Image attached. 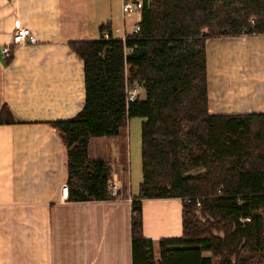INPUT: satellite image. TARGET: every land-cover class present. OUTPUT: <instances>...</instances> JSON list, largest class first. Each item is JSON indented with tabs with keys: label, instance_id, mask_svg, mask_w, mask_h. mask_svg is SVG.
I'll return each instance as SVG.
<instances>
[{
	"label": "trees",
	"instance_id": "trees-1",
	"mask_svg": "<svg viewBox=\"0 0 264 264\" xmlns=\"http://www.w3.org/2000/svg\"><path fill=\"white\" fill-rule=\"evenodd\" d=\"M143 5L140 33L123 40L106 24L108 38L71 43L84 60L86 101L73 118L53 123L68 149L69 200L113 199L112 165L90 158V140L118 135L130 117L141 116L144 178L132 200L133 264H264V112L211 113L206 54L212 36L264 33V0ZM127 68L144 90L129 104ZM9 121L5 106L0 123ZM196 168L203 170L189 173ZM177 196L183 232L160 239L157 257L144 233L142 200Z\"/></svg>",
	"mask_w": 264,
	"mask_h": 264
},
{
	"label": "crops",
	"instance_id": "crops-1",
	"mask_svg": "<svg viewBox=\"0 0 264 264\" xmlns=\"http://www.w3.org/2000/svg\"><path fill=\"white\" fill-rule=\"evenodd\" d=\"M121 5L0 0V112L9 106L13 118L0 123V264H133L132 200L144 178L133 169L139 147L133 157L130 145L125 170L107 144L116 135L92 137L89 155L109 160L119 197L62 200L68 149L53 124L73 118L86 101L84 60L71 43L99 39L106 24L113 36H129L143 19L142 13L124 19ZM16 18L37 40L16 46L9 61L3 47ZM206 54L210 112H264V33L212 36ZM142 208L147 237L158 242L182 235V198H147Z\"/></svg>",
	"mask_w": 264,
	"mask_h": 264
},
{
	"label": "built area",
	"instance_id": "built-area-1",
	"mask_svg": "<svg viewBox=\"0 0 264 264\" xmlns=\"http://www.w3.org/2000/svg\"><path fill=\"white\" fill-rule=\"evenodd\" d=\"M122 2V14L123 18L126 19L129 16H131L134 13H142L143 7H144V1L143 0H121ZM254 20H252L253 22ZM141 21H138L134 24V31L133 33H140L141 31ZM14 29L12 33L11 40L9 43L3 47V53L7 57H11L13 55L14 48L19 45H24L28 43H34L36 42V36L31 30L30 27L25 26L20 18H16L14 21ZM109 32L104 33L105 37H109ZM128 36H124L122 39L125 40ZM126 53H128L126 51ZM128 69V68H127ZM127 69L124 72V89H125V94H126V100L127 103L129 104L130 102L134 101L137 99L139 95H142L141 89L137 84H132L129 79V75L127 74ZM118 182L111 178L108 181V186L110 193L113 197V199L119 197V188ZM70 197V189L67 183H64L61 187V198L62 200H69ZM249 220V218L247 219Z\"/></svg>",
	"mask_w": 264,
	"mask_h": 264
},
{
	"label": "rangeland",
	"instance_id": "rangeland-1",
	"mask_svg": "<svg viewBox=\"0 0 264 264\" xmlns=\"http://www.w3.org/2000/svg\"><path fill=\"white\" fill-rule=\"evenodd\" d=\"M236 8V7H235ZM129 31H130V27ZM218 28L214 27L210 30H205V33L207 35H212V33L214 34L215 32H217ZM117 34V33H116ZM119 35V34H117ZM128 69H127V74H128ZM129 75V74H128ZM141 93L144 96V90L141 89ZM141 95V96H142ZM131 120V122H130ZM144 118L141 116H132L130 117L129 121L127 122V125L123 126L121 128V132L120 134L116 135L115 137L112 138H107L108 139V143L110 145V148L112 149L111 152H113L114 154H116L117 156V165H119V167H121L122 169L125 168V170H129V155H130V145L132 146V156L134 154V151L136 150L137 146L139 147L138 149V153L136 155V158L134 157L133 160V169L135 170L134 173H137L138 171V179L141 178L142 176V148H141V127H142V122H143ZM131 137V140H130ZM90 158H94L95 154L94 152L90 153ZM136 159V160H135ZM203 170V168H196L191 170L189 173L190 174H196L199 173ZM127 174V173H126ZM123 180L124 182L127 184L128 181V177L127 176H123ZM201 218L203 220H205L204 217L201 216ZM215 233L217 234H222L220 231L215 230ZM155 249L156 252L159 251L160 252V248H159V243L156 241L155 242ZM209 254V252H208ZM157 257H159V254H157Z\"/></svg>",
	"mask_w": 264,
	"mask_h": 264
}]
</instances>
